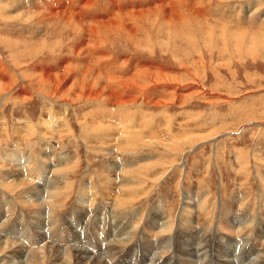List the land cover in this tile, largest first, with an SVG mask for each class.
Here are the masks:
<instances>
[{"label":"rangeland","instance_id":"rangeland-1","mask_svg":"<svg viewBox=\"0 0 264 264\" xmlns=\"http://www.w3.org/2000/svg\"><path fill=\"white\" fill-rule=\"evenodd\" d=\"M184 1L0 0V224L20 250L22 229L38 247L43 226L68 241L69 229L81 230L71 219L80 218L101 229L112 223L128 241L119 250L128 264L140 255L146 263L147 248L169 239L172 248L160 252L175 264L185 229L188 248L206 233L209 264H228L213 247L236 255L235 264L262 255L264 0ZM50 11L81 18L82 29L61 16L37 19ZM147 71L168 78L146 81L147 89L145 80L121 84ZM52 73L64 80L45 78ZM120 191L130 200L124 207ZM152 218L168 222L166 241L156 243Z\"/></svg>","mask_w":264,"mask_h":264},{"label":"bare ground","instance_id":"bare-ground-1","mask_svg":"<svg viewBox=\"0 0 264 264\" xmlns=\"http://www.w3.org/2000/svg\"><path fill=\"white\" fill-rule=\"evenodd\" d=\"M226 1V0H225ZM55 2V1H54ZM88 2H91V0H88ZM181 3V2H185L184 0H175V3L176 5H178V3ZM92 3H87L86 6L89 7L91 6ZM71 5V4H70ZM162 5V4H161ZM53 6V5H52ZM184 6V5H183ZM186 6V4H185ZM190 6V5H188ZM195 6V5H194ZM50 7V6H49ZM165 7V6H164ZM173 8L171 9V11L173 12L174 15L178 14V13H181V8L180 9H177L178 7H175L172 6ZM182 7V5H181ZM141 12H144L142 10H140ZM200 11V10H198ZM183 12V11H182ZM59 13V14H58ZM132 13V11L130 12ZM134 13V12H133ZM195 13V12H194ZM135 14V13H134ZM182 14V13H181ZM185 14V13H184ZM40 15V14H38ZM180 15V14H179ZM42 16H44L47 20L50 19V18H56L58 16H61V18L63 20H66V22L69 24L71 23V25L73 26V22L76 23V26H75V30H80L82 29V22H81V18H79L80 20L76 19L75 21L71 19V17H69L67 19V15L65 12L63 11H50V12H47V14H41L40 16H38L37 19H40V20H43L41 18H43ZM67 16V17H65ZM112 16V15H111ZM182 16V15H181ZM76 17V16H75ZM80 17V16H79ZM184 17V16H182ZM74 18V17H73ZM120 18V17H119ZM118 19V18H117ZM122 19V17H121ZM51 20H54V19H51ZM57 20V19H56ZM116 20V19H115ZM50 21V20H49ZM108 21V20H107ZM117 21H121V20H117ZM116 21V22H117ZM103 22H106V21H103ZM110 22V21H109ZM112 22V20H111ZM122 22V21H121ZM108 22H106V26H110V25H113V22L110 23V24H107ZM119 23V22H117ZM101 24V23H100ZM91 28H89V31L92 35L94 36H99L98 34V26L99 25H93L91 24ZM102 26V25H100ZM88 27V26H87ZM98 27V28H97ZM176 28V27H175ZM100 30V29H99ZM96 38V37H95ZM90 47H94V45H89ZM101 46V45H100ZM88 47V46H87ZM99 47V46H98ZM89 49V47H88ZM97 49V48H96ZM99 49V48H98ZM91 51V50H90ZM148 72V71H147ZM155 72V71H154ZM142 73H137V75L134 77V79H127L126 83L124 82H121V84L125 87H127V85H133L135 87L139 86V82H141L142 80H145V83H144V86L142 89H147L148 87H150L146 81H151L152 80L155 82H158V81H161L166 75L165 74H158V76H156L154 78V75H151V73H143V74H146V77H140ZM102 75V74H101ZM113 77V76H112ZM167 77V76H166ZM45 78H48V79H52V80H55V78H62L64 80V77H57L55 73H52L50 75H45ZM117 78V77H116ZM115 78V79H116ZM168 78V77H167ZM170 78V77H169ZM107 79V78H106ZM108 80V79H107ZM114 81V80H112ZM116 81V80H115ZM172 81V80H171ZM168 82V81H167ZM92 83V82H91ZM170 83V82H168ZM152 84V83H151ZM155 84V83H154ZM179 84V83H178ZM11 85L12 84H7V83H4V87H6V90H10L11 89ZM112 85V83H111ZM157 85V84H156ZM168 85V84H167ZM86 87V85H85ZM117 87V86H115ZM130 87V86H129ZM132 87V86H131ZM130 87V88H131ZM139 88V87H138ZM178 88V87H177ZM127 89V88H125ZM121 90V89H120ZM124 90V89H123ZM149 90V89H148ZM152 90V89H151ZM92 91V90H91ZM147 91V90H146ZM144 90V92H146ZM150 91V90H149ZM89 92V91H88ZM174 92V90H173ZM85 93V92H84ZM116 93V92H115ZM139 93V92H138ZM147 93V92H146ZM145 93V94H146ZM172 95V94H171ZM175 95V94H174ZM173 95V96H174ZM180 95V94H178ZM90 94L87 95L88 98H90ZM144 96V95H143ZM160 101V100H159ZM162 101V100H161ZM180 101V100H179ZM160 103V102H158ZM174 103V102H173ZM162 104V103H161ZM159 105V104H158ZM130 114V113H129ZM56 118V117H55ZM128 120V119H127ZM54 121V120H53ZM56 121V120H55ZM103 121V120H101ZM115 121V120H114ZM117 121H119L117 119ZM125 121V120H124ZM56 123V122H55ZM101 123V122H100ZM129 123V121H128ZM143 123V121H142ZM120 125V124H119ZM109 126V125H108ZM122 126V125H121ZM130 126V125H129ZM134 126V125H133ZM102 127V126H101ZM126 125L123 128H125ZM128 127V126H127ZM126 127V129H127ZM106 128V127H105ZM120 128V127H119ZM51 129V128H49ZM117 128H115L116 130ZM120 130V131H123V130ZM125 129V130H126ZM129 129V127H128ZM131 129V128H130ZM133 129V128H132ZM145 129V127H144ZM108 130V129H107ZM114 130V129H113ZM100 131V130H98ZM131 131V130H130ZM104 132H107V131H104ZM118 132V131H117ZM126 132V131H125ZM124 133V132H123ZM129 133V132H128ZM111 134V133H110ZM113 134V133H112ZM119 134V132H118ZM117 134V135H118ZM101 136V134H98V136ZM116 135V137H117ZM121 135V133H120ZM124 135V134H123ZM122 135V137H123ZM129 135V134H127ZM103 136V135H102ZM121 137V136H119ZM136 137V136H135ZM140 137V136H139ZM105 138V137H104ZM126 138V136L124 137ZM132 138V137H131ZM101 139V137L99 138ZM138 139V138H137ZM105 140H109L108 138H105ZM120 140V138H119ZM118 140V141H119ZM124 140V139H123ZM116 141H117V138H116ZM129 142V140H126L125 142ZM122 142V140H121ZM192 143V142H191ZM119 144V142H118ZM123 144V143H122ZM135 144V143H134ZM152 144V143H151ZM11 161V159H10ZM27 163L28 166H30V161L28 160H25V164ZM126 170V169H125ZM31 173V177L35 178L36 176V170H33ZM163 178H161L160 180H162ZM166 179V178H165ZM38 180V179H37ZM36 180V181H37ZM24 183V182H23ZM12 184V183H11ZM20 184V183H19ZM10 185V184H9ZM120 189H122V186L123 184L120 182L119 184ZM159 185V183H158ZM13 186V185H12ZM28 186V185H27ZM26 186V188H28ZM0 187H2V185L0 184ZM25 188V186H24ZM25 188V189H26ZM43 191V190H42ZM47 192V191H46ZM107 195L110 193L109 190H107ZM121 193H119L120 195H118L117 197H121V194L123 193L122 191H120ZM130 192V191H128ZM112 193V192H111ZM126 193V192H125ZM133 193V192H132ZM136 193V192H135ZM124 194V193H123ZM127 194V193H126ZM106 195V196H107ZM110 195V194H109ZM132 195V194H131ZM138 195V194H136ZM55 196V195H54ZM123 196V195H122ZM126 196V195H125ZM125 196L124 199L126 198ZM130 197V196H129ZM52 198L53 197V192L52 190L50 189L48 192H47V196H46V199H45V204L46 203H49V201L53 200ZM109 198V197H108ZM51 199V200H50ZM122 198H120L119 200H117L118 202L116 203H120L121 207H124L123 204H125V202L127 201H130V200H124ZM10 202H4L6 205H9L10 206ZM30 202V201H29ZM131 202L133 203L134 200H131ZM88 204H91V203H88ZM129 206V204H128ZM185 206V204H184ZM188 207V205H186ZM128 208V207H127ZM10 211V210H9ZM8 213V211H7ZM154 213V212H153ZM4 216V215H3ZM157 216V215H156ZM160 216V215H159ZM2 217V216H1ZM49 217V216H48ZM161 217V216H160ZM3 220H4V217H2ZM6 218V217H5ZM150 219V218H149ZM153 219H151V224L150 226L148 227L149 230H153L155 231V234H156V228L157 226H159V232H157L156 234V243H158V241L161 239L162 242L166 241L167 240V236L166 234L169 235V230H168V222H164V224H158V222L161 220V219H155V223H153ZM168 219V217H167ZM249 220V219H247ZM1 221V220H0ZM71 222H75V223H79L78 226L79 229H81L79 232L80 233H77L73 230V232L69 229L68 230V241H64V240H59V238L55 237V236H59L62 234V232L60 230H54L53 231V234H51L52 232V229L50 228V226H43L44 229H46V232L48 231L49 233H47V235L43 232H40V233H36L38 234L39 236H41V240L40 241H43L45 242V244H43L42 246H33L31 243H30V238H29V234L31 233L30 230H27V235L23 232V229L21 230L22 233L24 234L23 235V238H24V241H26L27 243V246H23V248L20 250L18 247H16V243L15 242H12L13 238L11 236L14 235V233L11 231H9V229L7 231H4V227L0 224V232H2L5 236L4 238L0 236V263L2 261H4L5 259H12L10 260L12 262V264H35V262H42V263H45V264H128V261H127V258L125 257L124 254H121L123 253L122 251H119L121 248H124V244L127 243L128 241L126 240H118L114 234V227L112 225V223H109V225H103L104 228L101 229V228H97V226H94V224H96V221H92V222H88V221H84L82 219H77V221H75V219H71ZM237 222V221H235ZM249 222V221H248ZM74 223V224H75ZM99 223V222H98ZM163 223V221L161 222ZM67 224H69L67 222ZM100 224V223H99ZM123 224L122 221H120V225ZM156 224V225H155ZM227 225V227L225 228L226 230L229 231H234V227L232 228V225H233V219L231 221V225H230V220L227 221V223H225ZM252 220L250 221L249 223V227H252ZM97 225V224H96ZM101 225V224H100ZM224 225V224H223ZM243 225L244 224H239L237 223V229L238 227L239 228H242V231L245 229L243 228ZM248 225V223H247ZM71 226V225H70ZM155 226V227H154ZM174 226V225H173ZM261 228L264 229V224H261ZM77 227V226H76ZM175 227V226H174ZM41 228V227H40ZM71 228V227H70ZM145 228V227H144ZM171 228V227H170ZM169 228V229H170ZM255 230L257 228H254ZM151 230V231H152ZM252 230V229H251ZM9 231V232H8ZM161 231V233H160ZM246 231V230H244ZM99 232H102V233H99ZM169 232V233H167ZM184 232L185 234L183 235V239H182V242H183V248H175L177 250V253H175L176 255L174 256V258H176L177 262L175 264H209L211 261H212V258L211 257H202L203 255L205 254H208L209 253V250H204L202 251V249H205L204 247V242L206 243L208 241V236L206 235V233H202L201 234V241L193 248H188L186 246V242H185V237L188 235V232L186 231H182ZM252 232V231H251ZM175 233V232H174ZM19 234V233H18ZM171 234V233H170ZM173 234V233H172ZM183 234V233H181ZM245 234V233H244ZM22 235V234H21ZM133 233H131L128 237H132ZM170 236V235H169ZM99 238L100 239V243L103 247V250L102 252L96 250V247H95V238ZM176 237V236H175ZM178 237V236H177ZM180 237V236H179ZM178 237V238H179ZM242 237V235H241ZM110 238H113V241H111ZM133 238V237H132ZM243 238V237H242ZM17 240V239H15ZM131 240V239H130ZM175 240V239H174ZM22 241V239L20 240ZM24 241H23V245H24ZM39 241V242H40ZM234 241V240H233ZM19 243V241H17ZM181 242V243H182ZM237 242V241H236ZM235 242V244H237L238 246L241 244L242 248L245 247V244L247 243V241H245V239H240L237 243ZM225 243V241H224ZM227 244H231L229 241H226ZM213 244V243H212ZM233 244V243H232ZM251 244V241L249 242V245ZM18 245V244H17ZM20 245V244H19ZM26 245V244H25ZM62 245V246H60ZM178 245V244H177ZM182 245V244H181ZM218 246V245H217ZM225 246V245H224ZM171 247V240H167L166 243L164 244V247H162V243L158 246L157 250L153 249L151 250L150 248H147V260H146V263L144 264H165L163 262V260L165 261L166 259L164 258V256L162 255V253L160 252L161 250L163 249H169ZM172 248V247H171ZM212 248V247H210ZM223 248V247H222ZM214 249V254L216 256V258L218 260H222L223 258H225V260H222V261H226L228 262V264H235V259H236V255L232 256L231 254H224V252L222 251V249H218L216 247H213ZM93 251L94 254H91L90 252ZM172 251V250H171ZM176 252V251H175ZM197 258L199 259L197 261ZM143 260V255H140L138 257H136L133 261H132V264H138L139 261ZM9 261V262H10ZM10 262V263H11ZM249 264H264V248H263V252H262V255H259L257 253L254 254V257L252 259V261L249 262Z\"/></svg>","mask_w":264,"mask_h":264}]
</instances>
